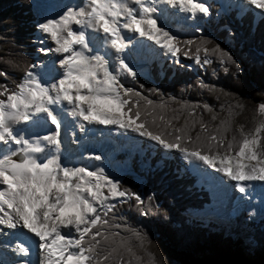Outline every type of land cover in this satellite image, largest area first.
I'll return each instance as SVG.
<instances>
[{
    "label": "snow or ice",
    "instance_id": "1",
    "mask_svg": "<svg viewBox=\"0 0 264 264\" xmlns=\"http://www.w3.org/2000/svg\"><path fill=\"white\" fill-rule=\"evenodd\" d=\"M240 7L245 15L264 18V0H241ZM169 9L184 15L172 19L175 12ZM210 13L205 0H81L36 25L50 42L37 51L53 57L45 78L26 64L19 81L9 86V73L0 69V235L5 237L0 247L15 257L0 264H144L145 257L155 264L147 234L116 213L117 201L131 202L142 216L150 207L101 167L62 163V130L74 134L71 130L78 129L83 135L96 127L103 135L102 126L133 133L178 153L210 190L231 188L250 201L256 182L264 189V101L253 110L251 128L238 124L233 129V116L245 107L241 100L221 103L225 114L220 118L208 103L165 100L156 88L146 95L127 60L137 45L146 55L155 45L176 64L182 56L238 76L239 63L219 44L207 37L181 39L173 30ZM158 17L168 23L159 24ZM5 51L7 58L0 55V62L18 68L11 50ZM198 83L217 99L233 95ZM204 114H210L207 120Z\"/></svg>",
    "mask_w": 264,
    "mask_h": 264
},
{
    "label": "trees",
    "instance_id": "2",
    "mask_svg": "<svg viewBox=\"0 0 264 264\" xmlns=\"http://www.w3.org/2000/svg\"><path fill=\"white\" fill-rule=\"evenodd\" d=\"M31 1L0 0V55L7 58L5 50L10 49L19 64L18 68H12L0 62V69L10 75L9 86L12 81H19L20 70L26 64L33 65L36 26ZM211 7L218 11L217 5ZM210 31L212 34L204 32L181 39L207 37L219 44L239 63L238 76L231 70L225 73L215 64L193 69L189 67L191 61L183 57L179 64L165 63L160 69L157 62H153L149 77L139 76V83L144 85L146 95L147 89L156 88L165 100L173 96L177 101L208 103L220 118L225 114L221 111V103L227 106L228 101L239 99L245 107L233 116L232 127L235 129L238 124H243L247 131L253 126L256 104L264 101V18L256 20L251 12L238 17L232 11L218 19ZM199 81L233 95L217 99L215 93L200 87ZM151 98L156 99V96ZM171 106L176 107L175 104ZM209 115L204 114V119L207 120ZM146 151L149 153L145 154L149 160L148 170L140 172L132 168L142 180V186L130 174L119 182L123 188L141 195L150 212L142 216L131 202H118L116 213L122 222L147 234L152 241L155 264H264V220L247 223L245 226L250 230L244 228L239 234L229 235L220 224L190 216L210 204L208 192L196 185L195 177L185 170V164L176 154L164 159L161 150ZM136 159L133 161L135 166ZM242 234L248 235L249 240L246 241ZM144 264H150L147 257Z\"/></svg>",
    "mask_w": 264,
    "mask_h": 264
},
{
    "label": "rangeland",
    "instance_id": "3",
    "mask_svg": "<svg viewBox=\"0 0 264 264\" xmlns=\"http://www.w3.org/2000/svg\"><path fill=\"white\" fill-rule=\"evenodd\" d=\"M46 0H32V12L34 15V24L35 26L38 23L44 22L46 19H55L58 18L59 15L65 10L67 3L64 1H59L58 4H55L52 8L55 11V14L43 18L39 13H37L38 7L40 5H44ZM208 5H217L218 11H215L211 7V13L209 17L198 19L194 23L192 21L187 22V26L180 28L177 26L173 30L181 37H195L203 34L204 32H209L210 28L215 26V23L222 16L229 14L232 11L237 13V16L240 17L243 15L241 11V0H205ZM169 12H175V16L172 19H180L183 17V13H179L178 10H171ZM255 19H261L259 15H254ZM41 18V19H40ZM158 23L164 25L168 23L164 17H158ZM183 23V21H182ZM199 26L202 28L201 32H196L195 27ZM131 35V34H129ZM41 40H43L42 33L36 28V32L34 35V57H33V67L31 71L38 74L41 79L45 78V73L52 68V61H50V55H45L37 51L41 46H45L48 40H43V45L41 44ZM146 45H152L151 41L146 40ZM49 46V45H48ZM153 51L149 52L147 55L145 54V49L139 52V54H132L127 57L128 62L135 68L138 72L139 76H148L150 74V66L153 62H157L159 69L162 68L163 64L169 63L170 66L176 64L172 61V58L165 56L156 46L152 45ZM139 51V50H137ZM183 59L180 58V62ZM43 62V63H42ZM189 67L196 69V67L200 66L191 61ZM96 127H92L90 137L87 138H79L78 133L76 137H78L77 143L72 144L71 139L68 133L62 137L61 148L65 150V152L60 155L61 162L68 166H88L91 170H94L96 167L103 168L106 173L109 174L110 178L115 180H121L126 174H130L134 176L135 182L142 186V180L140 177L136 176V174L132 171V168L138 169L140 172H145L148 170L149 160L145 158V154H149L146 150H161L159 146L154 145L150 142H145L144 138H140L133 133H123L121 130H113L109 132L105 130L103 135L100 133H94ZM33 132L32 129H30ZM95 148V149H93ZM98 150V151H97ZM95 151L98 152L99 155L102 156V159L97 161L92 159L94 157ZM163 152L164 159H170L173 154L177 155V158L185 164V170L191 172V174L196 179V185L201 188H205L210 197V204L204 208V210L198 213H190L189 215L195 218H200L206 220H210L215 222L216 224H220L224 226L229 235L239 234V231L244 228L248 229L245 225L250 222H259L264 220V208L257 212L254 209H249L251 206V201L249 200H239L234 211H231L227 206H222L220 203L216 202L213 196V190H210L207 185L203 184L199 177L191 171L189 164L187 161L183 160L178 153L175 152ZM92 152V154H91ZM136 159L137 165L135 166L133 161ZM106 160L107 168L103 167L102 162ZM159 165V164H157ZM211 171V170H209ZM260 186V185H259ZM261 198H264V193L260 195ZM118 203V201H117ZM238 208V209H237ZM229 210V211H228ZM254 210V213H253ZM207 211L205 216H202V212ZM249 212L252 213L249 216ZM2 235H0L1 237ZM242 237L247 241L249 240L248 235L242 234ZM0 241H3L0 238ZM254 247V246H253ZM3 260H13V255L9 254L7 251V255H5V250L0 247V261Z\"/></svg>",
    "mask_w": 264,
    "mask_h": 264
},
{
    "label": "bare ground",
    "instance_id": "4",
    "mask_svg": "<svg viewBox=\"0 0 264 264\" xmlns=\"http://www.w3.org/2000/svg\"><path fill=\"white\" fill-rule=\"evenodd\" d=\"M59 1H64L65 3H67V5H70V6L79 5L80 2H81V0H46L44 5H40V7L36 8L37 9L36 11L43 18H45L47 16H49L48 18H50L51 15L55 14V11L52 8H49V7L50 6L53 7L54 3L58 4ZM158 20H160V19L158 18ZM42 36H43V34H42ZM137 39H139L141 41V44H143V45L147 44L146 43V39H144V38H137ZM49 44H50V42L47 41L44 47H47ZM142 49L143 48H141L140 45H137V50H139V51H136L133 54L139 53L140 51H142ZM49 57H51L50 61H52L53 57L51 55ZM91 129H92V127H90V130L87 133L83 134V135L79 132L78 129L71 130L72 132H74V134H70V133L65 132V131L62 130V132H61V141H62V137L65 135V133H68V135H69V137L71 139L70 140L71 143L72 144H76L77 140H78V137L79 138H81V137L82 138L90 137ZM32 130H33V133H39L40 135L44 134V131L41 130V129H32ZM105 130L106 129H104L102 126L100 127V131L104 132ZM77 133L79 135L78 137H76ZM94 133L95 134L96 133L99 134L100 132H98L97 129H96ZM93 149H95V148H93ZM97 151H95V153H94L95 155L94 156L99 155ZM64 152H65V150L61 148L60 155H62ZM91 154H92V152H91ZM259 185H260L259 182H256L254 187L252 189H250V191H249V196H250V201H251V205H250L251 207L249 209L250 210L254 209L255 211L257 210V212L264 208V198L260 197V195L264 193V189H262L261 186H259ZM213 196H214V199L216 200V202L220 203L222 206H227L231 211H234L236 209L237 203L240 200V194L239 193H235L234 190L231 189V188L225 189L224 187H221V188H219L217 190H213ZM254 210H253V213H254ZM206 213H207V211L202 212L201 214H202V216H205ZM4 231H7V230H4ZM0 238L3 241L5 240V237L3 235ZM7 251L9 252V254L13 255V260H14L15 259L14 254L11 253L10 249L7 250ZM28 259H34V256H30V257H28Z\"/></svg>",
    "mask_w": 264,
    "mask_h": 264
},
{
    "label": "water",
    "instance_id": "5",
    "mask_svg": "<svg viewBox=\"0 0 264 264\" xmlns=\"http://www.w3.org/2000/svg\"><path fill=\"white\" fill-rule=\"evenodd\" d=\"M255 102H257V101H255Z\"/></svg>",
    "mask_w": 264,
    "mask_h": 264
}]
</instances>
